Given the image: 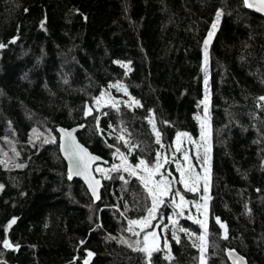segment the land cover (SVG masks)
Masks as SVG:
<instances>
[{"label":"trees","instance_id":"trees-1","mask_svg":"<svg viewBox=\"0 0 264 264\" xmlns=\"http://www.w3.org/2000/svg\"><path fill=\"white\" fill-rule=\"evenodd\" d=\"M0 44V264H198L199 228L185 219L167 251L140 252L127 229L148 203L141 181L99 178L93 204L68 178L55 128L83 125L78 141L105 166L122 153L151 167L159 154L174 176L172 144L196 138L205 79V264H230L225 249L264 264V19L242 0H0ZM111 84L139 106L95 111Z\"/></svg>","mask_w":264,"mask_h":264},{"label":"rangeland","instance_id":"rangeland-1","mask_svg":"<svg viewBox=\"0 0 264 264\" xmlns=\"http://www.w3.org/2000/svg\"><path fill=\"white\" fill-rule=\"evenodd\" d=\"M213 24L216 25L218 24L217 15L210 27L211 33L214 32L212 27ZM97 101H99V103H97ZM119 101L123 102L127 106L136 105V103H134L135 101L134 98L128 94V92L126 91L123 85L111 84L103 93H100L97 96L92 106L95 111H98L101 107L106 105H110L114 107L113 105L117 104ZM199 104L201 106L200 112L193 115L197 126L196 138L194 139L190 138L188 135L182 136L179 142L180 151L176 150L177 135L174 138L172 144L174 156L176 155L175 156L176 159L173 164L175 171L174 176L171 173L166 174L160 171L162 166L165 164V158L163 155H161L159 158V163L161 164V168L159 170V173L155 175L153 179L156 181H160L163 177V179L169 181L170 182L169 194L162 197L163 203L159 205L155 218L151 220V226L146 227L144 231H140L139 227L133 226L134 231L139 232V235H134L133 232H130V236L133 238V240L136 241L137 249L140 252L147 254L145 251L141 250L145 246L144 236L147 233L155 232L157 234L154 241L156 247L159 250L162 249L167 251L168 250L167 235H169L170 238H172L173 240H177L173 238V234H175L176 232H180V229L182 228L180 227V225L177 224V222L180 219H185L188 222L197 225L199 228V233L195 236L197 242V248L199 251L198 264H201L202 257H203V264H205L206 228L202 227L201 223L199 222H203L207 226V190L209 188V177H210V158H209L210 132H209L207 79H205L203 83V97L200 100ZM185 154H187V159L185 158ZM126 161H127V165H131L133 167L139 164V161H136L133 164L129 163L127 159ZM178 164L180 165V169L177 168ZM190 165L191 168L189 169ZM113 166H120V167L118 170L113 171L112 170ZM124 166L125 165H124V161L121 158V154L115 153L112 156V164L109 167L103 165H97L94 167V173L100 179L108 178L110 173L130 174L131 169L129 171H125ZM97 169H102L103 171H97ZM181 170L185 171L184 178L188 181L189 186H191L192 183L196 184L195 191H189L184 187L183 183L179 182L181 180ZM189 171L191 173V178H189ZM137 173H138L137 175H131V176L137 177L142 183L140 176L145 175V173L143 172V166H141V169L137 170ZM143 189L145 190L144 186ZM205 189L207 190L205 191ZM176 192H179L180 195H182L183 192H186L187 194V197L182 195L186 201V203L183 206L182 214H178L181 212V210L176 207L175 203H173V198L175 199L176 203L180 202L179 196L175 195ZM146 195L148 197V203L147 205H145L144 208L141 209V212L142 211L143 212L142 213L140 212L141 214L139 213L140 215H138V217L135 218L134 220H140L147 215V210L145 208L151 206V198L148 195L147 191H146ZM162 205H166L169 210L165 217L164 224L162 223V220L158 217L159 210L163 208ZM173 220L176 221L175 224L172 223ZM156 223L159 224V226L155 231L153 226ZM202 235L205 236L203 252L201 251L200 241L198 239V237ZM152 242L153 240L149 236V247L152 246L153 244Z\"/></svg>","mask_w":264,"mask_h":264},{"label":"snow or ice","instance_id":"snow-or-ice-1","mask_svg":"<svg viewBox=\"0 0 264 264\" xmlns=\"http://www.w3.org/2000/svg\"><path fill=\"white\" fill-rule=\"evenodd\" d=\"M244 4L245 6L249 7V8H256L257 11L260 12H264V0H256V2H252V0H244ZM221 13H217V21H219ZM43 26V25H41ZM216 24H213V30L216 29ZM212 36V33H209V37ZM207 43L208 41H205V49H207ZM0 47H4V45L0 44ZM262 100H264V97H261ZM97 103H99V101H97ZM134 103H136L139 106V102L138 101H134ZM115 106V105H113ZM155 129V126H153ZM61 133H64L63 129H60ZM186 133H178L176 140H177V147L176 150L180 151V139L182 136H186ZM67 137V146L62 145V150L65 151V153L69 156L70 160L75 164V174L77 175H84L86 180L90 179V173H89V164L91 161L97 160L99 159V157H94L91 156L87 150L85 148H83L81 145L75 143V140L71 137V133H67L66 134ZM156 137H157V143H159V137L160 134L159 132H156ZM53 142H54V138H53ZM117 151H119L117 149ZM121 158L124 161V170L125 171H129L131 169L130 174L131 175H137V170L141 169V166H143V172L145 173V175L140 176V179L142 180L143 186L145 188V190L148 192V195L151 198V206L147 208V215L145 217H143L140 220H130L129 221V228L127 229L129 232H133L134 235H139V232L134 231L133 226H137L140 228V231H144V229L146 227H150L151 226V220L155 218L157 209L159 207L160 204L163 203V199L162 197L165 195L169 194L170 191V182L167 181L166 179H162L160 181H156L153 178L155 177V175H157L159 173V170L161 168V164L159 163V154H158V161L155 165L153 166H149L145 160L141 159L139 161V164L135 165L134 167L131 165H127V161H126V157L123 156V154L121 153ZM185 158L187 159V154H185ZM165 162H167L166 158H165ZM120 166H113V171H116L119 169ZM177 168L180 169V165H177ZM191 168V165L189 166V169ZM97 171H103L102 169H97ZM73 174V169H70L69 171V178L71 179V176ZM185 177V171L181 170V180L179 181L180 183L184 184V187L186 189H188L189 191H195L196 190V184L192 183L191 186H189L188 181L184 178ZM189 178H191V173L189 171ZM94 184L99 185V181H94ZM151 185V186H150ZM89 187L92 188L93 190V194H96V189L95 187H93V183H89ZM207 189H205L206 191ZM176 196H179V203H176L175 199L173 198V203L176 204V207L179 208L181 210L180 213L178 214H182L183 211V206L186 203L184 197L182 195L179 194V192L175 193ZM99 198V197H97ZM219 222V221H218ZM15 223V220L11 221L8 225V228L11 227V225ZM173 224L176 223L175 220L172 221ZM201 223L202 227L206 228V225L203 222H199ZM221 227H224V225H221ZM180 231H185L184 229H180ZM156 233L155 232H151V233H147L144 236V243L145 246L143 249H141L142 251H145L149 258L152 255L153 251H158L159 249L156 247L154 241L156 238ZM149 236L152 237L153 239V244L151 247H149ZM173 238L177 239L178 242V238L175 236V234H173ZM225 238L226 235H225ZM199 241H200V247H201V251H204V243H205V236H199L198 237ZM3 245L4 247H12L11 243L5 239L3 241ZM194 246H196L194 244ZM89 257L92 256V253H88ZM84 264H88V261L85 260ZM201 264H203V257L201 258Z\"/></svg>","mask_w":264,"mask_h":264},{"label":"water","instance_id":"water-1","mask_svg":"<svg viewBox=\"0 0 264 264\" xmlns=\"http://www.w3.org/2000/svg\"><path fill=\"white\" fill-rule=\"evenodd\" d=\"M252 2L255 3L256 0H252ZM242 3H243L244 8L247 11H249V12H251V13H253V14L264 19V12L257 11L256 8H249V7L245 6L244 0H242ZM84 112H85V116L91 115V109L89 108L88 104H85ZM60 129H63L64 133H61ZM82 129H83V125L75 126V127H71V128L56 127L55 132L57 134L58 152H59L61 159L63 160V162L65 164L66 173L68 175V178H69L70 169H73V174L71 176V179H76V180H79L81 182V184L86 189L88 195L90 196L93 204H95L99 200V198H97V197H99V195H100V190L102 188V182L98 177H96V175L94 173V167L97 165H104L105 166L107 164V162L105 160L101 159L100 157L97 160L91 161L89 164L90 179L86 180L84 175L75 174V164L70 160L69 156L65 153V151L62 150V145L67 146V142H68L67 137H66L67 133H71V137L75 140V143H77V144L81 145L83 148H85L78 141V139L76 137V134L78 132H80ZM87 152L91 156L98 157L94 154H91L88 150H87ZM94 181H99V185L94 184ZM90 182L93 183V187H95V189H96L95 195L93 194L92 188L89 187ZM157 227H158V224H156L154 226L155 231L157 230ZM150 238L152 239L151 236H150ZM224 252H225V256L228 259L230 264H247L246 260L242 256H240L238 253H236L234 250L225 249Z\"/></svg>","mask_w":264,"mask_h":264},{"label":"flooded vegetation","instance_id":"flooded-vegetation-1","mask_svg":"<svg viewBox=\"0 0 264 264\" xmlns=\"http://www.w3.org/2000/svg\"><path fill=\"white\" fill-rule=\"evenodd\" d=\"M156 224H157V223H156ZM156 224H155V225H156ZM155 225H154V226H155ZM157 228H158V227H157Z\"/></svg>","mask_w":264,"mask_h":264}]
</instances>
